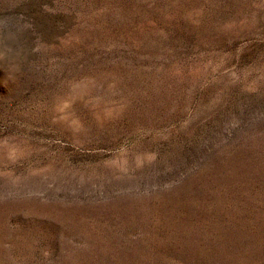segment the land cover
I'll return each mask as SVG.
<instances>
[{"label": "rangeland", "instance_id": "374dc122", "mask_svg": "<svg viewBox=\"0 0 264 264\" xmlns=\"http://www.w3.org/2000/svg\"><path fill=\"white\" fill-rule=\"evenodd\" d=\"M0 264H264V0H0Z\"/></svg>", "mask_w": 264, "mask_h": 264}]
</instances>
